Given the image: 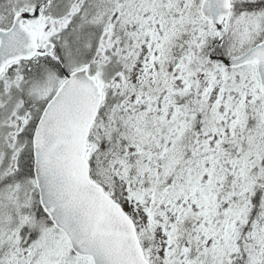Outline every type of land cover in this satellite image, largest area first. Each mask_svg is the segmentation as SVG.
<instances>
[{
  "label": "snow or ice",
  "instance_id": "1",
  "mask_svg": "<svg viewBox=\"0 0 264 264\" xmlns=\"http://www.w3.org/2000/svg\"><path fill=\"white\" fill-rule=\"evenodd\" d=\"M0 264H264V0H0Z\"/></svg>",
  "mask_w": 264,
  "mask_h": 264
}]
</instances>
